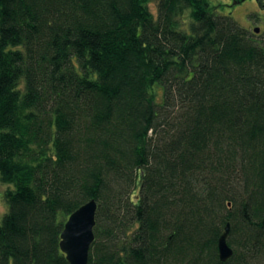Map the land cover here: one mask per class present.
<instances>
[{"label": "trees", "instance_id": "16d2710c", "mask_svg": "<svg viewBox=\"0 0 264 264\" xmlns=\"http://www.w3.org/2000/svg\"><path fill=\"white\" fill-rule=\"evenodd\" d=\"M151 1L0 0V264H69L91 199L87 264L264 263V42Z\"/></svg>", "mask_w": 264, "mask_h": 264}, {"label": "water", "instance_id": "95a60500", "mask_svg": "<svg viewBox=\"0 0 264 264\" xmlns=\"http://www.w3.org/2000/svg\"><path fill=\"white\" fill-rule=\"evenodd\" d=\"M258 5L262 0H255ZM234 2H232L233 4ZM258 32V28H253ZM96 202L91 199L81 204L69 214L59 235V249L69 264H87L89 247L94 240ZM229 223L217 239V252L220 261H226L232 255V249L226 242Z\"/></svg>", "mask_w": 264, "mask_h": 264}, {"label": "rangeland", "instance_id": "374dc122", "mask_svg": "<svg viewBox=\"0 0 264 264\" xmlns=\"http://www.w3.org/2000/svg\"><path fill=\"white\" fill-rule=\"evenodd\" d=\"M235 1L237 3L232 4V0H212L214 4L222 3L228 5L229 8L224 7V9L225 11L230 10L229 13L234 22L237 23L242 29H244L255 42H264V2H260V5H258V3L256 2H252L253 0H242L240 2H238L237 0ZM155 5V0L148 3V8L153 14H155L156 12ZM255 27L258 28V32H253V28ZM3 188L4 187H1L0 190L2 191ZM5 210V203L0 198V217ZM261 264H264L263 261L261 262Z\"/></svg>", "mask_w": 264, "mask_h": 264}, {"label": "flooded vegetation", "instance_id": "af4514ba", "mask_svg": "<svg viewBox=\"0 0 264 264\" xmlns=\"http://www.w3.org/2000/svg\"><path fill=\"white\" fill-rule=\"evenodd\" d=\"M232 1H233V0H232ZM233 2H234V3H237L236 1H233ZM252 2H254V3H255L256 1H255V0H253ZM263 2H264V0H263Z\"/></svg>", "mask_w": 264, "mask_h": 264}]
</instances>
